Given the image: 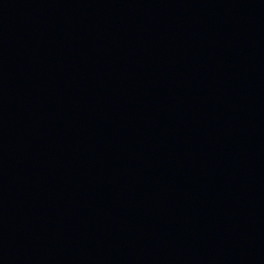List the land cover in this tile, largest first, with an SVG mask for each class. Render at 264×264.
Returning a JSON list of instances; mask_svg holds the SVG:
<instances>
[{"label": "water", "instance_id": "water-1", "mask_svg": "<svg viewBox=\"0 0 264 264\" xmlns=\"http://www.w3.org/2000/svg\"><path fill=\"white\" fill-rule=\"evenodd\" d=\"M0 264H264V0H0Z\"/></svg>", "mask_w": 264, "mask_h": 264}]
</instances>
